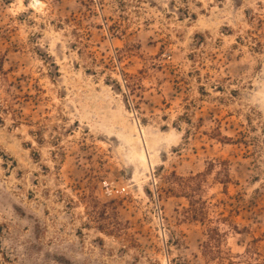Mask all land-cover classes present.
Here are the masks:
<instances>
[{
	"label": "rangeland",
	"instance_id": "374dc122",
	"mask_svg": "<svg viewBox=\"0 0 264 264\" xmlns=\"http://www.w3.org/2000/svg\"><path fill=\"white\" fill-rule=\"evenodd\" d=\"M0 264H264V0H0Z\"/></svg>",
	"mask_w": 264,
	"mask_h": 264
},
{
	"label": "built area",
	"instance_id": "2783aa9c",
	"mask_svg": "<svg viewBox=\"0 0 264 264\" xmlns=\"http://www.w3.org/2000/svg\"><path fill=\"white\" fill-rule=\"evenodd\" d=\"M102 191L105 196L111 197V198H118L126 194V188H118L117 186L107 181L103 182Z\"/></svg>",
	"mask_w": 264,
	"mask_h": 264
},
{
	"label": "bare ground",
	"instance_id": "6f19581e",
	"mask_svg": "<svg viewBox=\"0 0 264 264\" xmlns=\"http://www.w3.org/2000/svg\"><path fill=\"white\" fill-rule=\"evenodd\" d=\"M43 7H44V3L43 2L38 3L36 6H31V8L33 10H35V11H40V10L44 9ZM143 155H144L145 160L147 161V154H146V152H144ZM147 163H148V161H147Z\"/></svg>",
	"mask_w": 264,
	"mask_h": 264
},
{
	"label": "water",
	"instance_id": "95a60500",
	"mask_svg": "<svg viewBox=\"0 0 264 264\" xmlns=\"http://www.w3.org/2000/svg\"><path fill=\"white\" fill-rule=\"evenodd\" d=\"M38 3H39V2H37V1H34V2H33L34 5H37Z\"/></svg>",
	"mask_w": 264,
	"mask_h": 264
},
{
	"label": "trees",
	"instance_id": "16d2710c",
	"mask_svg": "<svg viewBox=\"0 0 264 264\" xmlns=\"http://www.w3.org/2000/svg\"><path fill=\"white\" fill-rule=\"evenodd\" d=\"M2 71V70H1Z\"/></svg>",
	"mask_w": 264,
	"mask_h": 264
}]
</instances>
